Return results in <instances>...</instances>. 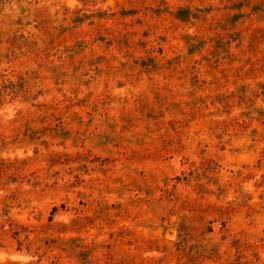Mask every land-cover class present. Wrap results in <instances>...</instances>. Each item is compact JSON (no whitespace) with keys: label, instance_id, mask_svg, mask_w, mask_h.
I'll use <instances>...</instances> for the list:
<instances>
[{"label":"rangeland","instance_id":"1","mask_svg":"<svg viewBox=\"0 0 264 264\" xmlns=\"http://www.w3.org/2000/svg\"><path fill=\"white\" fill-rule=\"evenodd\" d=\"M0 264H264V0H0Z\"/></svg>","mask_w":264,"mask_h":264}]
</instances>
